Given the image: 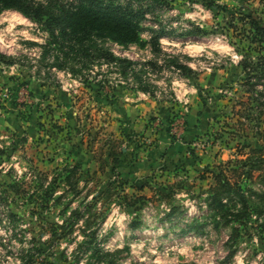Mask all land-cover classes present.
Masks as SVG:
<instances>
[{
    "label": "rangeland",
    "instance_id": "374dc122",
    "mask_svg": "<svg viewBox=\"0 0 264 264\" xmlns=\"http://www.w3.org/2000/svg\"><path fill=\"white\" fill-rule=\"evenodd\" d=\"M240 5L262 8L133 3L148 9L137 42L106 33L85 42L137 62L127 75L0 7V53L12 60L0 61V264H264L256 221L230 237L208 207L214 174L260 147L226 29Z\"/></svg>",
    "mask_w": 264,
    "mask_h": 264
},
{
    "label": "trees",
    "instance_id": "16d2710c",
    "mask_svg": "<svg viewBox=\"0 0 264 264\" xmlns=\"http://www.w3.org/2000/svg\"><path fill=\"white\" fill-rule=\"evenodd\" d=\"M132 1L121 5L114 0H0V7L16 9L24 16L41 22L48 31L51 43L64 46V42L69 41L71 50L77 54L105 57L107 62L113 63L123 75H127L136 70L134 66L137 62L115 56L101 47L92 48L85 42L95 33H106L119 43L137 42L138 22L148 9L134 7L133 3L140 0ZM259 2L262 8L252 12H244L242 5L233 6L226 24L230 41L233 38L236 41L231 43L240 56L237 65L245 74L241 86L247 100L242 102L248 112L246 122L260 145L259 148L245 145L248 148L243 152L244 159L229 160L214 174L215 183L210 189L208 207L214 210L224 224L232 225L230 237L240 234L242 227L247 229V223L251 220L256 221L255 227L264 232V0ZM151 43L155 49L157 41L154 37ZM75 45L77 48H74ZM0 61L12 62L11 58L2 53ZM177 67L184 72L190 71L186 65ZM139 89L148 91L144 86H139ZM113 154L112 151L109 156ZM75 170L76 166L72 167L66 176L70 185L74 182L69 173L73 174ZM8 187L18 191L17 182L8 184ZM50 190H43L45 202ZM83 243L91 244L92 241L86 240ZM101 252L109 254L108 251L99 250Z\"/></svg>",
    "mask_w": 264,
    "mask_h": 264
}]
</instances>
